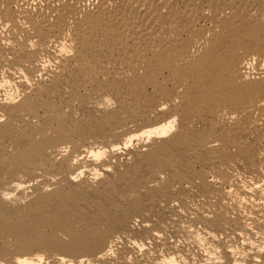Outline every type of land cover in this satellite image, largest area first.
I'll use <instances>...</instances> for the list:
<instances>
[{"label":"bare ground","instance_id":"obj_1","mask_svg":"<svg viewBox=\"0 0 264 264\" xmlns=\"http://www.w3.org/2000/svg\"><path fill=\"white\" fill-rule=\"evenodd\" d=\"M0 264H264V0H0Z\"/></svg>","mask_w":264,"mask_h":264},{"label":"rangeland","instance_id":"obj_2","mask_svg":"<svg viewBox=\"0 0 264 264\" xmlns=\"http://www.w3.org/2000/svg\"><path fill=\"white\" fill-rule=\"evenodd\" d=\"M32 251H33V252H32ZM35 251H36V250H35L34 248H32V249H31V251H29V253H37V252H38V250H37V252H35ZM11 252H12V251H11ZM13 252H14V253H12V254L10 253L12 256H14V255H15V253H16V255H18V254H17V252H15V251H13ZM38 253H41V252H38ZM42 253H43V252H42ZM48 253H49V252H47V254H48ZM13 254H14V255H13ZM43 255H46V252H45V253H43ZM52 255H53V253H50V256H49V255H47V256H46V258H45V256H44L45 260H47V261H49V260H50V261H51V260H52V258H53V257H55V255H54V256H52ZM48 256L50 257V259H49V257H48ZM51 256H52V257H51ZM68 258H69V257H68Z\"/></svg>","mask_w":264,"mask_h":264}]
</instances>
